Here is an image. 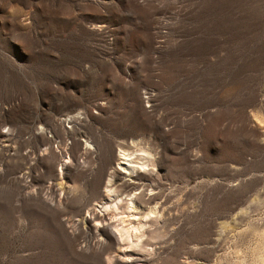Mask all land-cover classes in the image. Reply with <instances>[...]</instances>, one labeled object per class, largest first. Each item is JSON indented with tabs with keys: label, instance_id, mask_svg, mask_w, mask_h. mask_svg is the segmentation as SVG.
I'll return each mask as SVG.
<instances>
[{
	"label": "rangeland",
	"instance_id": "1",
	"mask_svg": "<svg viewBox=\"0 0 264 264\" xmlns=\"http://www.w3.org/2000/svg\"><path fill=\"white\" fill-rule=\"evenodd\" d=\"M111 175L142 249L88 215ZM109 258L264 264V0H0V264Z\"/></svg>",
	"mask_w": 264,
	"mask_h": 264
},
{
	"label": "bare ground",
	"instance_id": "2",
	"mask_svg": "<svg viewBox=\"0 0 264 264\" xmlns=\"http://www.w3.org/2000/svg\"><path fill=\"white\" fill-rule=\"evenodd\" d=\"M133 152L127 149L125 150L122 149L120 151L119 158L121 161L119 162L117 169L122 173H124L125 176L126 175L132 176L134 174H137L138 172H141L142 169L144 170L145 167L148 166L149 164L148 163L149 159L146 158V156H142V154L139 153L140 157H138L139 154L136 155L135 153L137 151H133ZM113 177L114 175H111L106 183L105 191H104L106 198L104 202H101L100 204L101 208L99 209V212L98 213L96 212L97 214L95 213L90 214L91 211L88 210V215H90L91 219L96 218L97 216L99 217L101 216V219L99 221L97 220L98 221L97 223L95 222L97 225L96 227L97 230L107 233V235H109L110 238L119 245H122V243L125 245L127 244L126 246L130 248V251L132 250L134 251L137 248L142 249L143 240H141L142 239L141 236L144 233L143 230L145 224L147 223V218H148L147 216H149V213L154 211V209L149 211L144 216L141 214L140 208L142 206L138 204V199L136 196H131L130 198L117 197L115 194L116 189L115 187H112ZM130 182H134V179H132ZM112 198L116 199L115 202L112 201ZM107 214H109V217L107 218V221H105ZM127 252L129 251L127 250ZM126 253L124 252L125 255ZM124 258H125L124 262H126V260L127 261L131 260L133 263L136 262V260H134L132 255H128L127 257L125 256ZM108 263L109 264L113 263L112 260H110V258L108 259Z\"/></svg>",
	"mask_w": 264,
	"mask_h": 264
}]
</instances>
